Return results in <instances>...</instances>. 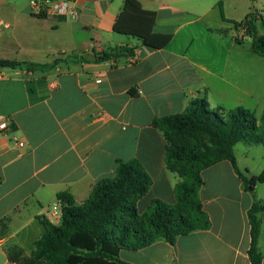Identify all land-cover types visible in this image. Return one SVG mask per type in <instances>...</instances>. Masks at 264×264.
<instances>
[{"label":"crops","instance_id":"crops-1","mask_svg":"<svg viewBox=\"0 0 264 264\" xmlns=\"http://www.w3.org/2000/svg\"><path fill=\"white\" fill-rule=\"evenodd\" d=\"M127 1L74 0L75 20L31 15L42 22L28 30L33 36L26 42L0 33V60L58 62L47 71L0 68V123L8 124L0 130V222L8 225L0 236V264H15L7 255L11 245L30 258L59 196L82 205L99 182L116 175L121 161L138 160L153 181L136 201L140 214L158 201L177 204L183 179L166 165L167 143L155 121L185 112L196 99L226 111L244 100L261 101L246 72L249 60H261L252 47L253 56L243 54L246 40H237V27L253 19L258 29L250 7L264 0H129L156 14V33L172 36L157 50L114 31ZM121 48L133 54L99 60ZM246 147L254 160L252 146ZM236 158L249 178L264 171L242 167ZM203 179L199 198L209 229L174 244L158 239L138 251L122 250L120 258L130 264H251L248 213L264 197L248 191L229 161L206 169ZM258 246L264 264V213Z\"/></svg>","mask_w":264,"mask_h":264},{"label":"trees","instance_id":"trees-1","mask_svg":"<svg viewBox=\"0 0 264 264\" xmlns=\"http://www.w3.org/2000/svg\"><path fill=\"white\" fill-rule=\"evenodd\" d=\"M156 21L155 13L140 9L128 0L114 31L139 40L149 49H162L171 42L172 36L156 33ZM243 24L252 38L253 52L264 58V36L258 35L253 19ZM126 53L132 55L133 50L117 49L103 54L99 60H117ZM57 63L0 60V68L47 71ZM155 127L167 143L168 169L183 179L176 187L177 204L158 201L140 214L136 201L149 193L153 181L138 160L121 161L116 175L99 182L82 205L76 206L70 195H60L59 201L63 203L60 223L55 225L43 219L46 232L36 242L32 256L25 257L20 247L11 245L7 248L9 260L15 264H130L120 258L122 250L138 251L158 239L174 244L181 236L210 228L199 198L206 169L229 161L253 194L257 184L264 183V171L259 176L247 177L238 169L235 154V147L241 142L264 146V114L259 119L245 107L211 110L205 99H196L185 112L156 120ZM184 139L188 142L184 143ZM263 213L264 201L256 199L248 213L251 264L263 261L258 246ZM7 229L6 222H0L1 237L6 236Z\"/></svg>","mask_w":264,"mask_h":264},{"label":"rangeland","instance_id":"rangeland-1","mask_svg":"<svg viewBox=\"0 0 264 264\" xmlns=\"http://www.w3.org/2000/svg\"><path fill=\"white\" fill-rule=\"evenodd\" d=\"M30 0H0V18L5 22L10 24V28L6 29L7 37H11V34L14 35L12 40H19L21 42H26L33 35L28 33L30 28H34L37 23L42 22L35 17H32L31 13V5ZM250 15H254L255 18H258V35L264 36V6L260 1H256L252 3L250 7ZM234 31L235 28L233 29ZM243 54L246 53L249 56H253L251 50L252 38H248L245 42H243ZM257 56V55H256ZM257 60H261L259 63H256L255 60H249L247 64V77L250 81V86H255L256 94L261 101L257 103V101L248 99L244 100L241 106L248 108L254 111L257 117L260 119L264 114V58L261 56L254 57ZM245 69L243 68V74L245 75ZM245 78L243 77V81ZM236 105L233 106L230 110H232ZM188 140L184 139V143H187ZM246 146H252V150L255 152L254 160L247 157L245 148ZM251 155V154H250ZM240 162L242 163V167L248 165L255 173H259L262 169H264V146L262 145H249L245 142H242L238 149L236 155ZM245 169V168H243ZM244 175H246V171H242ZM255 195H259L260 197H264V183H258L255 189Z\"/></svg>","mask_w":264,"mask_h":264},{"label":"built area","instance_id":"built-area-1","mask_svg":"<svg viewBox=\"0 0 264 264\" xmlns=\"http://www.w3.org/2000/svg\"><path fill=\"white\" fill-rule=\"evenodd\" d=\"M31 13L33 16L41 18H64L75 20L79 16V10L74 6V0H30ZM10 28V24L0 18V33ZM250 38L248 28L245 24L237 27V40H247ZM8 129L6 122L0 123V130L5 132ZM24 146L23 143L20 144ZM51 223L58 225L62 219L61 204L56 203L49 208V218Z\"/></svg>","mask_w":264,"mask_h":264},{"label":"water","instance_id":"water-1","mask_svg":"<svg viewBox=\"0 0 264 264\" xmlns=\"http://www.w3.org/2000/svg\"><path fill=\"white\" fill-rule=\"evenodd\" d=\"M61 204H63V203H61Z\"/></svg>","mask_w":264,"mask_h":264}]
</instances>
